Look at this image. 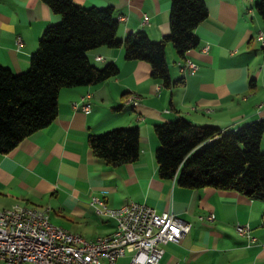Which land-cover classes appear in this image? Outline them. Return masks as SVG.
<instances>
[{"label":"crops","instance_id":"crops-1","mask_svg":"<svg viewBox=\"0 0 264 264\" xmlns=\"http://www.w3.org/2000/svg\"><path fill=\"white\" fill-rule=\"evenodd\" d=\"M258 1L205 0L208 15L196 29L199 45L185 57L196 63V71H182L184 59L167 45L171 77L183 79L170 88L151 77L149 63L126 59L122 46L88 51L92 64L113 62L119 73L101 83L61 88L56 118L0 153V208H47L54 224L92 240L115 229L112 218L95 212L92 195L111 207L140 202L191 225L177 242L163 245L158 264H264V199L209 186L183 187L176 176L160 178L154 132V125L178 118L222 131L264 120V24L255 11ZM74 2L112 6L119 39L143 30L159 41L170 31V0ZM60 20L41 0H0V63L13 73L27 70L43 31ZM132 94L139 99L136 106L128 100ZM84 102L90 104L89 112L74 107ZM132 126L140 133L135 162L113 167L93 155L89 135ZM260 149L264 151V134ZM209 214L212 220L200 219ZM237 224H248L255 240L238 234Z\"/></svg>","mask_w":264,"mask_h":264},{"label":"trees","instance_id":"trees-1","mask_svg":"<svg viewBox=\"0 0 264 264\" xmlns=\"http://www.w3.org/2000/svg\"><path fill=\"white\" fill-rule=\"evenodd\" d=\"M61 16L49 25L32 53L29 68L13 73L0 63V153L14 149L23 139L48 126L58 113L61 88L101 83L119 73L109 62L92 64L87 53L99 46L124 47L128 60L149 63L151 77L170 88L183 83L172 79L167 45L181 58L199 45L198 25L207 17L205 0H170V31L153 41L143 30L117 37L115 9L82 7L74 0H41ZM264 24V0L255 4ZM264 56V49H263ZM159 141L155 151L158 175L177 177L183 187H213L264 199V151L260 149L264 120L234 130L195 125L184 118L154 125ZM136 126L116 127L89 135L93 155L113 167L135 162L140 153ZM200 150L195 151L197 147Z\"/></svg>","mask_w":264,"mask_h":264},{"label":"built area","instance_id":"built-area-1","mask_svg":"<svg viewBox=\"0 0 264 264\" xmlns=\"http://www.w3.org/2000/svg\"><path fill=\"white\" fill-rule=\"evenodd\" d=\"M143 21L148 22L147 15ZM262 36L260 32L258 38L262 40ZM180 69L194 72L197 65L184 58ZM128 100L134 106L138 104L137 96L132 95ZM74 107L90 111L87 102L81 106L74 103ZM97 202H104L106 212L98 211ZM90 204L97 214L115 221L112 233L92 240L77 238L75 232L52 226L46 221V215L32 219L25 213V206H16V212L3 208L0 211V261L4 264H119L121 258L128 257L126 264H158L164 253L163 245L177 242L191 226L171 212H158L140 202L111 207L103 197L92 195ZM200 219L212 220L213 215L200 216ZM236 231L248 241L255 240L248 224H237Z\"/></svg>","mask_w":264,"mask_h":264},{"label":"bare ground","instance_id":"bare-ground-1","mask_svg":"<svg viewBox=\"0 0 264 264\" xmlns=\"http://www.w3.org/2000/svg\"><path fill=\"white\" fill-rule=\"evenodd\" d=\"M180 64H182V62H180ZM16 206H25V213L27 215H30V217H32V219H40L41 215H46V221L50 222L52 224V226H54L55 228L59 229V230H68L62 226L56 225L54 224L50 218H49V214H48V209L47 208H42V207H38V206H29V205H12L10 207H7V212H16ZM97 209L99 212H106V205L104 204V202H97ZM3 208H0V211H2ZM75 236L77 238H84L83 235H81L80 233H76L75 232Z\"/></svg>","mask_w":264,"mask_h":264},{"label":"rangeland","instance_id":"rangeland-1","mask_svg":"<svg viewBox=\"0 0 264 264\" xmlns=\"http://www.w3.org/2000/svg\"><path fill=\"white\" fill-rule=\"evenodd\" d=\"M38 41H39V40H38ZM132 95H134V94H132ZM134 96H135V95H134ZM138 103H139V99H138ZM200 147H201V146L197 147V148L195 149L194 152L200 150ZM128 259H129V258L127 257L126 259L119 260V264H126V263L128 262Z\"/></svg>","mask_w":264,"mask_h":264}]
</instances>
